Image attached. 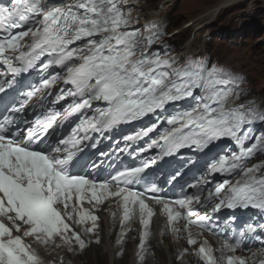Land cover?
I'll return each mask as SVG.
<instances>
[{"label": "snow or ice", "instance_id": "snow-or-ice-1", "mask_svg": "<svg viewBox=\"0 0 264 264\" xmlns=\"http://www.w3.org/2000/svg\"><path fill=\"white\" fill-rule=\"evenodd\" d=\"M126 3L127 0H0V63L6 66V72L0 75L12 76L0 79V93H16L6 101L0 100V216L8 221L0 219V264H43L33 244L47 246L57 238L69 245V251L73 243L83 250L84 238L68 221L75 220L79 225L91 221L83 232L94 233L99 218L83 204L98 205L108 197L119 198L123 207L121 237L125 234L124 222L130 220L138 205L145 229L138 246L143 261L147 228L154 213L144 194L133 191L131 186L143 178L141 174L155 163V158L97 180L89 178L82 154L89 146L86 142L92 139L89 133L102 135L122 124L165 112L180 101L194 103L166 118L172 127L159 136L165 154L185 147L202 150L215 140L231 138L239 152L213 160L208 170L239 179H225L204 202L217 199L214 212L224 205H251L264 210V162L245 166L264 153V134L253 137L243 131L256 112L235 103V76L199 60H185L178 65L171 57L151 51L159 29L155 25L145 27L146 36L136 30L133 25L138 20L126 10ZM54 67L60 71L41 77L23 92L13 87L17 76ZM58 82L68 87L53 93ZM53 95L50 105L67 98L72 103L62 111L45 107L44 98ZM34 97L39 114L34 110L35 120L29 123L21 114L33 107ZM93 102H103L105 107L93 109ZM75 114H80L79 123L68 135L56 137V129ZM156 127L153 123L124 139H141ZM250 140L254 142L246 146ZM157 143L153 140L149 147ZM91 167L99 170L95 163ZM179 175L177 171L172 179ZM191 187L201 190L200 182ZM148 191L157 192L158 188L154 184ZM152 200L162 205L170 225L182 218L177 208L195 217L188 219L185 230L190 225L203 229L209 219L207 214L200 216L191 208L193 203H202L198 193L175 200L154 195ZM252 231L248 225L240 236ZM26 238H31L32 243ZM187 242L197 243L190 230ZM241 244L242 240H225L218 259L205 242L197 254L204 264H248L243 257L224 254L237 252Z\"/></svg>", "mask_w": 264, "mask_h": 264}, {"label": "bare ground", "instance_id": "bare-ground-1", "mask_svg": "<svg viewBox=\"0 0 264 264\" xmlns=\"http://www.w3.org/2000/svg\"><path fill=\"white\" fill-rule=\"evenodd\" d=\"M175 1L165 0L160 6L150 8L151 6L148 7L150 4H144L143 0H139L138 6L142 9L141 15L151 19L157 18L166 12L169 5L174 4ZM236 1L239 0H229V3L231 4ZM224 5L222 4L217 7V10L225 7ZM164 20L162 19L161 21ZM189 47L190 52L193 53L194 49L189 44L187 45L186 53L189 52ZM186 53L184 52L182 55ZM145 202L153 209L154 214L150 218V223L147 228L149 236L145 243L143 261L140 259V249L138 246L140 235L145 229L140 222L138 205L135 206V211L130 220L124 222L123 232L125 234L121 237L123 207L117 197H108L98 205L87 202L83 204L84 208L89 209L99 218L97 221L98 228L92 234L83 232L84 227L91 226V221L86 222L85 225L76 224L75 220L68 221L75 231L80 232L84 238L86 247L83 250L79 249L78 245L73 243V250L69 251V245L64 244L59 238L54 245L43 247L33 244V247L41 256L43 264H106L107 258L109 264H122L123 259L127 260L126 264H143L144 261L152 257L153 253L157 257V254L162 252L167 256V264H204V261L197 254V249L201 243L205 242L213 248L214 255L218 259L221 257L222 253L220 250L224 241L192 225L189 226V230L197 240V243L195 245L188 244L189 230H185L184 226L190 218L186 216L185 211L180 210L182 212V218L170 225L162 205L150 201ZM204 212L202 210L198 215ZM10 215H14V213H10ZM0 219H4V222L8 223L6 217L0 216ZM173 227L180 230L174 232L172 230ZM26 239L29 243H32L30 238ZM97 239L99 242H97ZM118 240L121 242L118 243ZM130 242L132 245L126 248L125 244ZM224 254H234L243 257L248 261V264H260V261L264 260V248L249 251L239 248L235 253L225 252ZM253 254L255 255L253 256Z\"/></svg>", "mask_w": 264, "mask_h": 264}, {"label": "rangeland", "instance_id": "rangeland-1", "mask_svg": "<svg viewBox=\"0 0 264 264\" xmlns=\"http://www.w3.org/2000/svg\"><path fill=\"white\" fill-rule=\"evenodd\" d=\"M144 1L150 8L165 2ZM222 4L225 7L217 10ZM163 15L168 19L170 32H176L173 40L179 53H186L188 44L194 52L211 50L232 68L246 72L254 93L264 101V0H239L231 4L229 0H176L160 16ZM188 22H192L190 27ZM131 245L130 242L125 247ZM154 254L143 264H167L165 253H158L157 257ZM126 262L123 259L122 264Z\"/></svg>", "mask_w": 264, "mask_h": 264}]
</instances>
